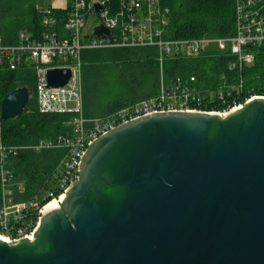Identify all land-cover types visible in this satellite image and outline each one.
Instances as JSON below:
<instances>
[{
    "label": "water",
    "instance_id": "95a60500",
    "mask_svg": "<svg viewBox=\"0 0 264 264\" xmlns=\"http://www.w3.org/2000/svg\"><path fill=\"white\" fill-rule=\"evenodd\" d=\"M70 78L49 70L48 87ZM28 100L26 87L5 95L1 119ZM0 264H264V99L225 117L150 115L99 137L33 240H0Z\"/></svg>",
    "mask_w": 264,
    "mask_h": 264
},
{
    "label": "built area",
    "instance_id": "2783aa9c",
    "mask_svg": "<svg viewBox=\"0 0 264 264\" xmlns=\"http://www.w3.org/2000/svg\"><path fill=\"white\" fill-rule=\"evenodd\" d=\"M233 6L234 35L226 38L167 37L170 10L162 5L161 0H67L64 18L58 17L54 9L38 5L42 30L37 39H31L29 33L19 32L17 43L7 45L0 36V119L4 98L2 74L18 70L34 73V95L40 113L73 115L69 136L41 140L24 147L36 153L55 149L65 151L58 165L56 185L52 190L42 191L41 199L65 198L78 177L87 148L120 125L167 113H207L225 117L256 98L241 101V79L237 84L223 82L218 90H204L195 75L165 72L168 61L192 60L207 53L226 51L234 57L229 65L231 70L252 65L253 49L264 45V0H233ZM91 16L96 23L86 29ZM100 26L109 34L95 36L93 30ZM131 48L156 49L159 67L157 94L106 117L86 119L83 116L81 53L85 50ZM52 69L70 70L71 78L64 87H48L47 73ZM213 104L217 108L208 109ZM18 150L0 143V240L8 245L23 239L33 240L45 206L39 201L14 200L16 192L24 191L23 184L16 181L8 166L9 157Z\"/></svg>",
    "mask_w": 264,
    "mask_h": 264
},
{
    "label": "trees",
    "instance_id": "16d2710c",
    "mask_svg": "<svg viewBox=\"0 0 264 264\" xmlns=\"http://www.w3.org/2000/svg\"><path fill=\"white\" fill-rule=\"evenodd\" d=\"M43 1L0 0V36L4 44H16L19 32L29 33L31 39L38 38L42 16L37 7ZM161 3L170 10L167 37L226 38L234 35L233 0H161ZM57 16L64 18L65 13L57 12ZM253 52V64L241 69H230L234 57L226 51L207 53L192 60L168 61L165 72L195 75L204 90H218L223 82L237 84L241 79V101L264 97V45L254 48ZM81 63L83 116L86 119L106 117L158 92L159 67L154 48L85 50L81 53ZM21 87L29 91L28 103L20 116L0 119V143L8 148H19L8 159L16 181L24 187L23 193H15L14 200L39 201L44 206L51 199H41V192L55 187L58 165L65 151L55 149L36 153L24 147L41 140L69 136L73 115L38 111L35 77L31 70L2 74L3 96ZM212 107L215 109L217 105H209L208 109Z\"/></svg>",
    "mask_w": 264,
    "mask_h": 264
},
{
    "label": "crops",
    "instance_id": "0c3cea01",
    "mask_svg": "<svg viewBox=\"0 0 264 264\" xmlns=\"http://www.w3.org/2000/svg\"><path fill=\"white\" fill-rule=\"evenodd\" d=\"M43 7H50L56 12H63L67 7V0H44Z\"/></svg>",
    "mask_w": 264,
    "mask_h": 264
},
{
    "label": "bare ground",
    "instance_id": "6f19581e",
    "mask_svg": "<svg viewBox=\"0 0 264 264\" xmlns=\"http://www.w3.org/2000/svg\"><path fill=\"white\" fill-rule=\"evenodd\" d=\"M256 98H263L264 97H256ZM238 110V109H237ZM64 197L59 200H51L48 204H46L42 210V214L46 215L50 212L56 211L60 208V204L63 201Z\"/></svg>",
    "mask_w": 264,
    "mask_h": 264
},
{
    "label": "rangeland",
    "instance_id": "374dc122",
    "mask_svg": "<svg viewBox=\"0 0 264 264\" xmlns=\"http://www.w3.org/2000/svg\"><path fill=\"white\" fill-rule=\"evenodd\" d=\"M177 1H181V0H177ZM43 3H44V1L41 2V3H39V6H42ZM94 23H96V22H94V17L91 16V17H90V20H89V22H88V24L86 25V29H89V26H90L91 24H94Z\"/></svg>",
    "mask_w": 264,
    "mask_h": 264
}]
</instances>
